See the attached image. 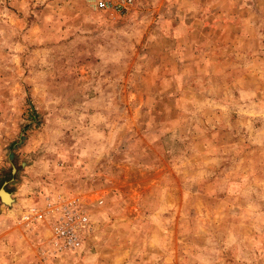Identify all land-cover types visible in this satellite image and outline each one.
<instances>
[{
	"label": "rangeland",
	"instance_id": "rangeland-1",
	"mask_svg": "<svg viewBox=\"0 0 264 264\" xmlns=\"http://www.w3.org/2000/svg\"><path fill=\"white\" fill-rule=\"evenodd\" d=\"M2 188L0 264H264V0H0Z\"/></svg>",
	"mask_w": 264,
	"mask_h": 264
},
{
	"label": "built area",
	"instance_id": "built-area-1",
	"mask_svg": "<svg viewBox=\"0 0 264 264\" xmlns=\"http://www.w3.org/2000/svg\"><path fill=\"white\" fill-rule=\"evenodd\" d=\"M121 5H114V8L120 9ZM100 8H109V2L101 1ZM55 200V199H54ZM43 207L36 206L25 211L21 218L22 221H35L36 223H49L52 233L51 242L57 249H77L82 242V231L89 225L88 212L73 204L71 207L65 206L61 211L56 206V201L49 200Z\"/></svg>",
	"mask_w": 264,
	"mask_h": 264
},
{
	"label": "bare ground",
	"instance_id": "bare-ground-1",
	"mask_svg": "<svg viewBox=\"0 0 264 264\" xmlns=\"http://www.w3.org/2000/svg\"><path fill=\"white\" fill-rule=\"evenodd\" d=\"M12 196V195H11ZM11 196L3 194V201L4 203H6L7 205L11 203V206L13 205L14 201H11ZM13 198V196H12ZM14 199V198H13Z\"/></svg>",
	"mask_w": 264,
	"mask_h": 264
},
{
	"label": "water",
	"instance_id": "water-1",
	"mask_svg": "<svg viewBox=\"0 0 264 264\" xmlns=\"http://www.w3.org/2000/svg\"><path fill=\"white\" fill-rule=\"evenodd\" d=\"M3 194H6V195H9V196H11L12 194H10L9 192H7L4 188H2V189H0V198L3 200ZM15 201L13 198H12V196H11V201ZM8 205H11V203L10 204H8Z\"/></svg>",
	"mask_w": 264,
	"mask_h": 264
},
{
	"label": "crops",
	"instance_id": "crops-1",
	"mask_svg": "<svg viewBox=\"0 0 264 264\" xmlns=\"http://www.w3.org/2000/svg\"><path fill=\"white\" fill-rule=\"evenodd\" d=\"M6 264H9L8 262Z\"/></svg>",
	"mask_w": 264,
	"mask_h": 264
}]
</instances>
